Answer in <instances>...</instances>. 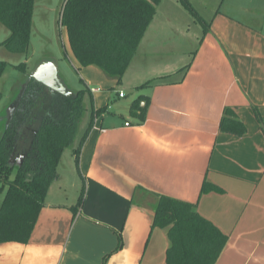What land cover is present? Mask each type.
<instances>
[{
  "label": "crops",
  "instance_id": "1",
  "mask_svg": "<svg viewBox=\"0 0 264 264\" xmlns=\"http://www.w3.org/2000/svg\"><path fill=\"white\" fill-rule=\"evenodd\" d=\"M65 2L35 0L31 43L65 55L81 88L51 64L68 91L87 89L88 114L29 240L0 242V264H169V228L152 226L161 196L195 204L227 237L215 264H264V0L205 25L181 0H162L120 83L78 62ZM9 34L0 24V42ZM15 56L0 44V60ZM48 72L40 79L53 83ZM226 108L243 134L221 130Z\"/></svg>",
  "mask_w": 264,
  "mask_h": 264
},
{
  "label": "trees",
  "instance_id": "2",
  "mask_svg": "<svg viewBox=\"0 0 264 264\" xmlns=\"http://www.w3.org/2000/svg\"><path fill=\"white\" fill-rule=\"evenodd\" d=\"M161 1L66 0L61 23L81 66L96 65L120 83ZM182 2L197 16L189 1ZM34 3L35 0H0V24L10 31L0 44L17 56L28 54L31 48ZM9 65L0 60V76ZM15 67L27 71L26 63ZM31 78L20 110L11 119L3 115L0 121L4 127L0 135V242L29 240L48 190L58 177L64 150L73 143L86 111L85 88L71 98L51 100L40 96L29 113L36 102L35 80ZM29 91L35 94L30 100ZM45 101L52 105L41 121L39 112ZM136 110L144 115L146 109L134 104L132 111ZM221 130L240 135L245 127L232 109L226 108ZM19 155L22 163H13L12 159ZM152 218L153 227L169 228V264H215L227 241L190 202L161 196Z\"/></svg>",
  "mask_w": 264,
  "mask_h": 264
},
{
  "label": "rangeland",
  "instance_id": "3",
  "mask_svg": "<svg viewBox=\"0 0 264 264\" xmlns=\"http://www.w3.org/2000/svg\"><path fill=\"white\" fill-rule=\"evenodd\" d=\"M187 1H189L191 3V7L197 12V16H196L191 11H189L191 16L194 18V20L201 19L205 25L209 22L211 16L216 12V10H222L224 12H230V14H233V13H235V11H233V6H235L236 3H240L241 1L246 3L247 1L249 2L250 0H247V1H245V0H187ZM183 4H182V6H185ZM176 14H180V12L178 11ZM193 25H194V27H197L195 23ZM38 38H37V40H39ZM45 50H46L45 48L44 49L41 48V45L38 46L37 50L36 49L33 50V46L31 43V48H30V51L28 54H26V55L23 54L21 56H15L11 60V62L14 64L15 63L19 64L22 61L29 58L30 61H29V63L26 64L27 65V71L29 70L32 72L33 71L35 72L36 68L45 60L55 61L57 63L60 62V64H62V66H63L64 74L66 75V77L69 80L68 85H70V86L75 85V86H79L81 88V84L79 82L78 74L74 70L72 65L69 64V62L65 59V55H63L59 51H56V53L54 55H47L48 53H46ZM52 58H54L55 60ZM63 61H66V63ZM8 68H9L8 73L4 74L2 77H0V92H2L3 90L5 92L4 93L5 99L0 103V113H2L4 111L5 107L7 106L8 102H9V99L11 97H13L15 95V93H17L16 90H17L18 86L21 83H23V81H25V77H22L23 74L19 70L11 68L10 65L8 66ZM10 69H13V70H10ZM11 75L16 78V82L12 85V88L9 87V83H13V78L11 77ZM87 114H88V112L86 111L82 115L80 126L82 125L83 121H85V117L87 116ZM70 151L71 150H68V149L66 150L65 158L68 157Z\"/></svg>",
  "mask_w": 264,
  "mask_h": 264
},
{
  "label": "flooded vegetation",
  "instance_id": "4",
  "mask_svg": "<svg viewBox=\"0 0 264 264\" xmlns=\"http://www.w3.org/2000/svg\"><path fill=\"white\" fill-rule=\"evenodd\" d=\"M21 63H26V62L22 61ZM21 63H19V64H21ZM51 63L52 62L50 60L43 61L36 68L37 74H35V75H33L32 73H30L28 71L24 72L21 69L15 67L16 65H19V64H16V63L11 64L10 63L11 68L19 70L23 74V76L25 77V81H23V83L20 84V87L17 90V93H15V95L9 99V102H8L7 106L5 107L4 111L2 113H0L1 117L3 115L9 117L10 115H12V113L14 116V114L20 110L21 100H22V97L24 96L25 92L27 91L30 80L32 79L31 77H34V80H35V85H36V93L35 94H36V96L34 98H36L35 99L36 102L34 103L33 106H31V109H29V113L38 103V99L40 96H45L51 100H53V99H65V98H71L73 96H76L77 93H72L64 87V85H63L60 77H58V75H56V83L53 82L54 84H51V86L47 85L45 83V81L40 79V77L42 75H44L48 71H51V68H52ZM35 94H33L32 91H29V93H28L29 99L28 100H30L31 96L32 95L34 96ZM51 105H52V102H50V103H46V101L44 102L43 108L41 109V112H39V114L42 115L41 121H43V116L46 115V112L49 110ZM12 162L13 163H19V164L22 163L21 156L19 155L17 158L12 159Z\"/></svg>",
  "mask_w": 264,
  "mask_h": 264
},
{
  "label": "water",
  "instance_id": "5",
  "mask_svg": "<svg viewBox=\"0 0 264 264\" xmlns=\"http://www.w3.org/2000/svg\"><path fill=\"white\" fill-rule=\"evenodd\" d=\"M52 65V68H51V71L48 72V77H52L51 79L53 80L54 83H56V75H57V69H56V66L54 64H51ZM54 78H55V81H54ZM51 82V81H50ZM54 83H49L47 85H50L51 84H54Z\"/></svg>",
  "mask_w": 264,
  "mask_h": 264
},
{
  "label": "built area",
  "instance_id": "6",
  "mask_svg": "<svg viewBox=\"0 0 264 264\" xmlns=\"http://www.w3.org/2000/svg\"><path fill=\"white\" fill-rule=\"evenodd\" d=\"M121 95H123V93H121Z\"/></svg>",
  "mask_w": 264,
  "mask_h": 264
}]
</instances>
